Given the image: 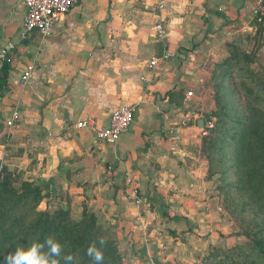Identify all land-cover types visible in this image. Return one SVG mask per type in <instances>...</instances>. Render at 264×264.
<instances>
[{
  "label": "crops",
  "instance_id": "obj_1",
  "mask_svg": "<svg viewBox=\"0 0 264 264\" xmlns=\"http://www.w3.org/2000/svg\"><path fill=\"white\" fill-rule=\"evenodd\" d=\"M165 2L162 17L175 56L155 68L145 87L141 77H151L147 65L161 52L153 39V0H81L51 36L33 32L26 38H21L23 0H0V55L10 47L0 57V78L6 79L0 149L10 137L11 151L23 150L20 165H31L26 174L45 187L47 197H71L91 184L103 206L90 208L111 235L118 228L117 240L129 248L131 264L199 263L193 249L199 248L204 225L199 197L209 191L206 160L199 154L200 87L235 47L258 51L264 63V23L256 22L253 0ZM31 64V80L21 87ZM189 90L195 100L187 99ZM124 103L136 110L116 146L72 127L87 117L106 125ZM13 109L21 120L9 129ZM127 174L145 199L144 224L128 207ZM76 214L78 219L82 212ZM111 216L114 223H108Z\"/></svg>",
  "mask_w": 264,
  "mask_h": 264
},
{
  "label": "rangeland",
  "instance_id": "obj_2",
  "mask_svg": "<svg viewBox=\"0 0 264 264\" xmlns=\"http://www.w3.org/2000/svg\"><path fill=\"white\" fill-rule=\"evenodd\" d=\"M247 55L251 59L249 65L256 73L253 80H264V63L260 59L258 51L251 50ZM228 60L216 68L211 77L207 79V83L205 81L202 84L199 91V99L202 100L201 104L204 105V111H201L200 119L205 122L213 120L214 126L212 131L207 130L205 125L201 127L203 137L199 154L206 160V174L203 175L205 179L209 180V191L199 197V223L204 225L199 227V248L193 246V249L197 251L196 254H199V259H196L199 263L191 262L189 264H228V257L250 251L251 246L243 234L245 231L258 232L259 236L264 237V204L257 206L255 197H252V185L242 184V182L247 181V172H251V168L254 170L251 174H254L255 178L263 179L264 182V163L260 164L258 170H256L257 165L248 164L244 168V172L239 174V165L236 160L237 153L235 151L241 144L242 140L240 138L246 132L247 126L254 127V120L264 121V116L262 115L260 119L259 113L251 109L250 111L256 119H252L246 124L247 107L250 105L244 99L243 92L240 91L239 93L238 88L234 87L233 80L235 76L232 73L223 74ZM236 75V79H239L237 72ZM223 95L222 99L221 96ZM219 96L221 100L227 101V105L234 104L238 108V117L242 125L246 124V128L233 127L226 124L225 121L217 125L218 118L214 115V112L217 110V98ZM194 97L190 101L195 100ZM5 143V146L0 149V177L7 173L11 183L6 192L0 193V215L6 213L4 211L7 209L6 205L12 200L7 191L13 188L17 192H21L28 184L35 183L26 174V170L31 165L28 164L27 167L20 165L23 150L20 148L18 151H11L12 141H10V137H5ZM259 160L263 162L264 158ZM211 170L214 174L210 177ZM38 185L42 187L41 184ZM82 189H84L83 192L82 190L80 193L75 191L71 197L59 193L49 194V197L39 203L37 208L42 210L48 205L51 211L57 208L70 209L73 218L77 219L76 213L82 212L84 204L88 207L92 205L94 209L103 206L101 201L103 198L94 196L91 184L87 183ZM43 193H45V190ZM127 198L130 202L128 207L134 210L133 213H140L139 221L142 224L146 223L142 211L145 199L140 195L141 204L138 206L132 197ZM110 218L111 220L108 223H114L113 221L116 218L113 216ZM146 220L150 219L146 216ZM208 222L210 225L207 224ZM116 230L118 231V228ZM117 231L118 236L112 231L114 239L119 237ZM243 261L246 264H252L255 258L249 256Z\"/></svg>",
  "mask_w": 264,
  "mask_h": 264
},
{
  "label": "trees",
  "instance_id": "obj_3",
  "mask_svg": "<svg viewBox=\"0 0 264 264\" xmlns=\"http://www.w3.org/2000/svg\"><path fill=\"white\" fill-rule=\"evenodd\" d=\"M250 60L247 52L235 47L223 70L225 75L236 72L239 75V79H236V75L233 82L234 87L238 88L239 93L243 92L244 99L250 105L247 107L246 124L256 119L251 109L259 113L260 119L262 115L264 116V80H253L256 73L249 65ZM5 91L6 79L0 78V96ZM223 97L224 95L221 96L222 99ZM221 98L220 96L217 98V110L214 112L218 118L217 125L225 121L233 127L246 128V124L242 125L238 117V108L234 104L227 105V101ZM253 126H247L246 132L240 138L242 140L240 146L235 149L239 174L244 172L248 164L257 165L258 170L260 164L264 163L259 160L264 158V121L254 120ZM250 171L254 170L251 168ZM251 172H247V181L242 184L252 185V197H255L256 205L261 206L264 204V182L263 179L255 178ZM213 174L211 170L209 176ZM10 183L8 174H3L0 177V193L6 192ZM44 190V186L33 183L28 184L21 192L13 188L7 191L12 200L6 205L7 209L4 210L6 213L2 212L4 214L0 215V259L19 246H27L34 240L42 241L47 236H53L62 245V255H74L75 264H95L86 254L87 247L92 243H96L103 252L102 264H131L132 260L127 255L129 248L122 246L121 241L112 237L110 229L99 222L97 215L88 205L84 204L82 215L78 219L73 218L70 209L57 208L51 211L48 205L42 210L37 208L39 203L47 199ZM243 234L251 246L250 251L228 257V264H246L243 260L249 256L255 258L252 264H264V237L259 236L258 232L245 231ZM99 237L104 238L103 245L99 244ZM132 252L137 253L133 249Z\"/></svg>",
  "mask_w": 264,
  "mask_h": 264
},
{
  "label": "built area",
  "instance_id": "obj_4",
  "mask_svg": "<svg viewBox=\"0 0 264 264\" xmlns=\"http://www.w3.org/2000/svg\"><path fill=\"white\" fill-rule=\"evenodd\" d=\"M81 0H23L26 7V14L23 20V27L21 30V38H26L33 32H38L44 37L51 36L61 18L70 12V10ZM145 1V0H135ZM152 9L156 14L157 21L153 28L154 42L161 49L148 63V68L151 70V77H141V81L148 87L154 80L155 68L160 63L170 61L174 56V51L169 45V31L165 23L162 13L165 10V0H153ZM256 6V22L258 24L264 23V0H253ZM10 47L3 49L0 57L4 59ZM34 65H29L20 77L19 86L25 87L31 80L34 72ZM194 96L193 90L187 92V99ZM136 105L131 103H124L117 107L108 119V123L102 124L95 117H87L80 119L72 124L76 130H84L92 133L94 137L109 146H116L119 139L125 134L134 118ZM21 120V113L18 109H13L10 117L6 121V126L9 129ZM214 121L209 120L205 122L207 130L212 129ZM126 190L127 194L132 197L135 203L139 206L141 204L140 194L134 185V177L131 174L126 175Z\"/></svg>",
  "mask_w": 264,
  "mask_h": 264
},
{
  "label": "clouds",
  "instance_id": "obj_5",
  "mask_svg": "<svg viewBox=\"0 0 264 264\" xmlns=\"http://www.w3.org/2000/svg\"><path fill=\"white\" fill-rule=\"evenodd\" d=\"M100 245L105 243L103 237L98 238ZM86 254L95 262L102 264L104 259L101 248L96 243L90 244ZM75 264L73 254L62 255V245L53 236H47L42 241L34 240L27 246H19L13 252L8 253L0 264Z\"/></svg>",
  "mask_w": 264,
  "mask_h": 264
},
{
  "label": "water",
  "instance_id": "obj_6",
  "mask_svg": "<svg viewBox=\"0 0 264 264\" xmlns=\"http://www.w3.org/2000/svg\"><path fill=\"white\" fill-rule=\"evenodd\" d=\"M204 125H205V121H204L203 119H201V120L199 121V126H200V127H204Z\"/></svg>",
  "mask_w": 264,
  "mask_h": 264
}]
</instances>
